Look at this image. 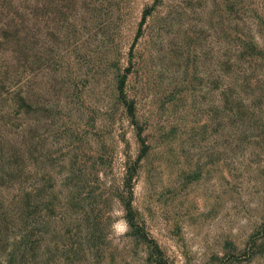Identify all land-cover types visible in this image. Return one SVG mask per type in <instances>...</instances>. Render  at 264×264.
<instances>
[{
	"label": "rangeland",
	"instance_id": "1",
	"mask_svg": "<svg viewBox=\"0 0 264 264\" xmlns=\"http://www.w3.org/2000/svg\"><path fill=\"white\" fill-rule=\"evenodd\" d=\"M0 264H264V0H0Z\"/></svg>",
	"mask_w": 264,
	"mask_h": 264
}]
</instances>
